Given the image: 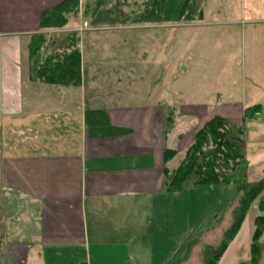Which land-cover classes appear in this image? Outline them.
I'll list each match as a JSON object with an SVG mask.
<instances>
[{
	"label": "crops",
	"instance_id": "crops-1",
	"mask_svg": "<svg viewBox=\"0 0 264 264\" xmlns=\"http://www.w3.org/2000/svg\"><path fill=\"white\" fill-rule=\"evenodd\" d=\"M65 1L0 0V264H200L199 242L220 221L230 225L233 205L225 203L223 219L214 217L210 229L197 225L184 254V230L169 228L188 219L193 190L167 192L165 170L214 117L242 129L244 120H255L244 119V111L257 106L264 128V4L249 7L255 12L233 23L224 44V60L237 52L234 67L249 74L247 95L258 92L262 101L242 107L241 81L230 86L228 103L208 109L184 91L169 97L166 32L140 26L109 32L128 31L118 55L96 45L119 35L80 30V20L41 30V15ZM53 31L77 39L75 85L40 79L50 43L29 53L35 36L54 41ZM190 71L178 65L179 73ZM257 150L264 164V134ZM166 151L176 152L173 161H165Z\"/></svg>",
	"mask_w": 264,
	"mask_h": 264
},
{
	"label": "rangeland",
	"instance_id": "rangeland-1",
	"mask_svg": "<svg viewBox=\"0 0 264 264\" xmlns=\"http://www.w3.org/2000/svg\"><path fill=\"white\" fill-rule=\"evenodd\" d=\"M193 1L196 13H202L201 20L186 21L183 18L179 23H145L139 25H131L130 23L118 24V20L123 21L125 19L121 17L122 15L126 16L128 20L132 19L136 13L143 12L149 4H146L143 0H78V13L77 15L70 17L69 21H73L74 23L80 20L83 22L81 25L82 27H80V30L83 31H99L104 32L105 34H113L114 36L119 35L113 39L101 40L100 44L96 45H99V48H105L106 50L104 51H116V54L118 55H121L119 49L125 50L124 40L121 39L120 35L125 34L128 31L125 30L126 32L121 33L109 32H116L117 29L132 30L131 28L139 26L153 27L157 28L160 32H166L169 45V73L167 76L169 97L171 98H174V92H177L178 90L179 92L184 91L185 95H190L192 99L203 103L208 109H215L219 106L222 107L230 101L229 98L226 97V93H229L230 86L240 84L241 81H243L245 82V89L243 92L245 93L246 99L242 101L238 100L239 103H242L240 105L247 108L255 103L254 99L262 101L258 92L250 94L249 96L247 95L249 89V74L240 73L237 71V68L234 67L233 60L236 57H239L237 56L239 55L237 52H235L234 55L228 54L224 60V44L226 32L231 28H237L233 23L246 21V18H249L250 13L255 12L254 8L249 7H253L254 4H264V0ZM97 2L101 5L99 6L100 9L95 11ZM73 26L76 27L74 24ZM66 28H70L69 22H67V24L60 30ZM53 32L55 34L54 41L48 40L46 42L47 45L50 43V54H64L68 52L65 47H70L71 44L74 43V33L66 34L61 31ZM209 33L214 34L215 36L213 42H211L212 37L209 36ZM135 34H140L139 38H141L143 33L137 31ZM134 39L135 38L132 40ZM47 45L44 47L46 48ZM115 59L120 60L119 57H116ZM124 60L126 61V64L129 63L135 65L140 64L138 62H140L141 58L134 59L133 57H124ZM111 61L109 60V64H112ZM179 64L191 68L190 73H179ZM193 65L200 67V69L192 70ZM175 79L177 80L175 81ZM176 86H178L177 89ZM238 88L240 89L241 87ZM236 109L239 111V107H236ZM236 112L233 115L239 120L240 116ZM256 114L260 116V113ZM256 114L253 115L255 120L243 121L242 134L238 136V139L242 144L241 148L243 150L244 158L248 163L245 176V182L248 184L255 183L264 176V164L259 163V157L263 154L261 152L260 154L257 150L260 138L264 134V128H260L261 123H263L262 118L256 119L259 117L256 116ZM230 123L232 126H235L232 122ZM235 128H237V126H235ZM188 186L189 185H187L185 189L193 190L191 198L193 200L189 208L188 219L185 218L180 221L178 219L177 228H171V226L169 228L171 230H176L177 233L184 230V254L187 253V248L193 239L190 238V235L197 225H200V228L202 227L203 229H210L214 225V217H218V220L223 219L222 213H224L223 208L225 203L227 205L230 201L233 204L235 199L238 198L237 186L234 184L212 187L198 186L196 188L192 187V189ZM256 215L257 210L255 205H253L248 212L239 233L232 244L229 245L218 264L249 263V245L254 231L253 220ZM219 225L220 228L216 230L214 235L208 236L205 243L203 240L199 242L200 248L197 250L199 252L198 260L200 261V264H203V256L207 254V251L212 254V251L219 246L224 234L223 230L230 226H228V224L225 225L223 220L220 221ZM198 235L194 234V239L198 237ZM260 244L261 257L258 264H264V233L260 238Z\"/></svg>",
	"mask_w": 264,
	"mask_h": 264
},
{
	"label": "trees",
	"instance_id": "trees-1",
	"mask_svg": "<svg viewBox=\"0 0 264 264\" xmlns=\"http://www.w3.org/2000/svg\"><path fill=\"white\" fill-rule=\"evenodd\" d=\"M149 4L132 19L122 15L123 21L118 24L130 23L139 25L145 23H179L201 20L202 13H196L193 0H143ZM95 11L100 9L98 4ZM78 0H67L41 15V30L62 29L69 18L78 13ZM120 19V18H119ZM74 36V35H73ZM46 44L43 35L35 36L29 46V53L35 56ZM77 39L64 54H50L38 70L40 79L46 84L75 85L78 82L79 52ZM259 108L254 106L244 111V119H252ZM168 129L173 124L171 115L167 117ZM241 128L220 117H214L206 122L196 133L189 146L175 167L165 170L167 192H180L187 185L217 186L234 184L237 186L238 198L233 202L232 219L229 228L224 232L217 248L203 256V264H218L231 242L235 239L250 211L257 202L258 215L253 221L254 231L249 245V263L258 264L261 257L260 238L264 233V176L257 182H245L248 163L244 158L241 141L238 136ZM208 148V150H207ZM206 149V150H205ZM174 151H166L165 161H173ZM232 204V205H233Z\"/></svg>",
	"mask_w": 264,
	"mask_h": 264
},
{
	"label": "built area",
	"instance_id": "built-area-1",
	"mask_svg": "<svg viewBox=\"0 0 264 264\" xmlns=\"http://www.w3.org/2000/svg\"><path fill=\"white\" fill-rule=\"evenodd\" d=\"M40 52H41V55H42L43 49H41V50H40ZM256 116H259V115H258V114H256Z\"/></svg>",
	"mask_w": 264,
	"mask_h": 264
}]
</instances>
